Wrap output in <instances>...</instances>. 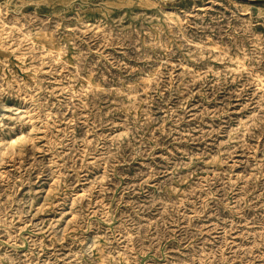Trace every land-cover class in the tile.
<instances>
[{"label": "rangeland", "instance_id": "obj_1", "mask_svg": "<svg viewBox=\"0 0 264 264\" xmlns=\"http://www.w3.org/2000/svg\"><path fill=\"white\" fill-rule=\"evenodd\" d=\"M0 264H264V0H0Z\"/></svg>", "mask_w": 264, "mask_h": 264}]
</instances>
